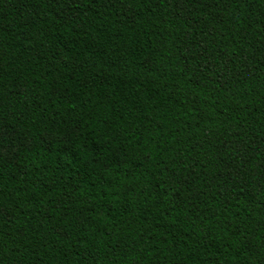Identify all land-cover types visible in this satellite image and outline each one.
Masks as SVG:
<instances>
[{
  "label": "trees",
  "instance_id": "trees-1",
  "mask_svg": "<svg viewBox=\"0 0 264 264\" xmlns=\"http://www.w3.org/2000/svg\"><path fill=\"white\" fill-rule=\"evenodd\" d=\"M0 264H264V0H0Z\"/></svg>",
  "mask_w": 264,
  "mask_h": 264
}]
</instances>
